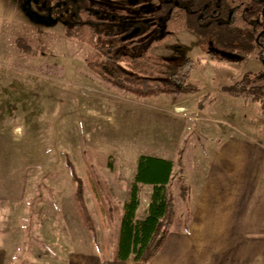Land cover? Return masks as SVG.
<instances>
[{
  "label": "rangeland",
  "instance_id": "1",
  "mask_svg": "<svg viewBox=\"0 0 264 264\" xmlns=\"http://www.w3.org/2000/svg\"><path fill=\"white\" fill-rule=\"evenodd\" d=\"M152 11L136 10L144 20ZM65 26L36 0H0V233L29 235L20 251L42 255V264H63L83 250L114 255L104 249L114 233L102 226L91 171L121 206L142 156L172 158L175 199L187 215L182 186L197 192L195 175L224 132L264 141L263 101L226 89L264 72L257 50L241 61L223 60L201 50L194 33H179L151 52L170 64L191 58L200 91L142 98L101 86L87 67L92 49L68 38ZM68 162L84 181L96 239L83 223ZM142 188L144 209L151 187Z\"/></svg>",
  "mask_w": 264,
  "mask_h": 264
},
{
  "label": "trees",
  "instance_id": "2",
  "mask_svg": "<svg viewBox=\"0 0 264 264\" xmlns=\"http://www.w3.org/2000/svg\"><path fill=\"white\" fill-rule=\"evenodd\" d=\"M176 1L178 5L171 0H141V3L155 6L159 26L152 32H149L150 27H145V31L133 34L140 26L139 20L106 7L99 0H36L50 8L54 17L65 21L68 38L92 49L87 67L101 86L135 97L182 96L200 91L191 80L194 70L191 58L170 64L151 52L155 46L169 40L174 32L192 31L203 51H229L240 55L242 60L255 50L264 56V19L261 16L264 5L260 0ZM188 5L201 8L203 16H194ZM213 56L228 60L215 52ZM263 78L264 72L246 75L226 89L264 103V84H259ZM68 163L83 223L96 239L97 228L85 199L84 181L73 164ZM174 167L171 160L142 156L128 198L121 206L112 196L107 181L93 171L89 173V186L102 226L114 233V239L104 249L112 248L116 261L133 259L150 263L166 244L170 232L182 231L191 222L192 218L184 219L176 207ZM142 185H152L153 192L146 216L139 219Z\"/></svg>",
  "mask_w": 264,
  "mask_h": 264
},
{
  "label": "crops",
  "instance_id": "3",
  "mask_svg": "<svg viewBox=\"0 0 264 264\" xmlns=\"http://www.w3.org/2000/svg\"><path fill=\"white\" fill-rule=\"evenodd\" d=\"M224 136L205 169L195 175L197 192L191 195V186H182L181 204L187 215L180 213L184 219L190 216L191 222L182 231L170 232L148 264H264V141L235 129ZM145 186L151 187V201L153 186ZM141 206L139 219L146 216L149 204ZM176 207L181 208L177 201ZM29 240L25 234L0 233V264H42V255L32 259L20 251ZM63 264L144 263L119 262L105 251L83 250L69 254Z\"/></svg>",
  "mask_w": 264,
  "mask_h": 264
},
{
  "label": "flooded vegetation",
  "instance_id": "4",
  "mask_svg": "<svg viewBox=\"0 0 264 264\" xmlns=\"http://www.w3.org/2000/svg\"><path fill=\"white\" fill-rule=\"evenodd\" d=\"M94 1H96V0H93V2ZM171 1H173L174 3H175V5H178V1H176V0H171ZM261 2H262V4L264 5V0H260ZM99 2H100V4H102V5H104V6H106V7H109V8H112V9H114V10H118L119 12H122V13H124L125 15H127V16H133L136 20H139V22H140V26H137V28L132 32L133 34H135V33H138V32H140L141 30L142 31H145L146 29H145V27H150V31L149 32H152V30H154V29H157L158 28V26H159V22L156 20V15H155V11H156V9H155V6L154 5H152V4H150V3H141V0H99ZM37 3V2H36ZM112 3H114V4H116V3H120V5H118V7H116V6H111V4ZM113 5V4H112ZM146 5H151L152 7H153V13H152V19H148V20H144L140 15H138L137 14V12H136V10L138 9V8H141L142 9V7H144V6H146ZM42 6L44 7V8H46L43 4H42ZM187 7H189L190 9H191V12H192V14H194V16H198V17H202L203 16V14H201L202 12H201V8H198V9H195V8H192L191 6H187ZM171 9H172V7H171ZM49 11H52L50 8H49ZM197 11H198V13H197ZM170 13V12H169ZM261 16L263 17V19H264V6H263V8H262V11H261ZM160 21H162V20H160ZM187 31H189V32H192V31H190V30H182V31H178V32H174L173 33V35H172V37L171 38H173L175 35H177V34H179V33H186ZM193 33V32H192ZM262 33H264V31L262 32ZM197 37V36H196ZM170 38V39H171ZM169 39V40H170ZM168 41V40H167ZM167 41H165V42H167ZM164 42V43H165ZM163 43V44H164ZM197 43H198V39H197ZM162 44V45H163ZM198 45H199V47L201 48V50H202V47H201V45L198 43ZM158 46H160V45H158ZM155 47H157V46H155ZM210 47H212V45L210 46ZM204 52H206V53H209L210 55H212L213 56V53H214V51L212 52L211 50H208V51H204ZM241 61V60H240ZM263 63H264V59H263Z\"/></svg>",
  "mask_w": 264,
  "mask_h": 264
},
{
  "label": "water",
  "instance_id": "5",
  "mask_svg": "<svg viewBox=\"0 0 264 264\" xmlns=\"http://www.w3.org/2000/svg\"><path fill=\"white\" fill-rule=\"evenodd\" d=\"M213 52V51H212ZM215 53H218L222 58H226L231 61H240L242 57L233 52L224 51V50H214Z\"/></svg>",
  "mask_w": 264,
  "mask_h": 264
}]
</instances>
